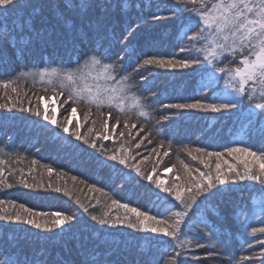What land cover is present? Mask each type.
<instances>
[{"label":"trees","instance_id":"trees-1","mask_svg":"<svg viewBox=\"0 0 264 264\" xmlns=\"http://www.w3.org/2000/svg\"><path fill=\"white\" fill-rule=\"evenodd\" d=\"M69 2L73 7H69ZM89 6L81 10V0H29L27 7H18L6 16H0V34L7 28L15 38L11 42L0 39V104L13 107L9 112L0 108V149H3L5 164H0L4 176L0 180L12 183V188L0 184V199L11 201V204L0 205V212L4 215L19 213L27 214L19 207L23 204L34 212H61L77 217L71 224H65L62 229L52 232L36 229L24 222L0 221V253L16 254L20 258H27L30 264H157L161 259H169L173 255L170 238L160 237L152 233H141L124 226L110 228L101 226L91 219V214L103 215L109 213L108 218L115 220L117 216L136 217L123 208L112 205V199L121 203H128L145 211L148 215H155L158 219L165 218L168 201L178 204L173 197L162 200L155 195L158 191L150 181L144 180L143 175L137 174L132 167H125L115 161L106 160L101 153L76 141L62 130L51 125L29 112H20V107H39L56 116L57 122L66 113L70 104H63L64 97L48 99L51 91L45 93L40 82L31 79H21L5 89L2 82L16 80L21 71L43 67L46 61H65L75 63L77 53L83 59L85 53H106L109 60L120 54L125 55V70L132 72L134 78H139L141 72L151 70L148 81L139 89L145 97V102L153 104V92L156 93L153 116L145 124V131H152V136L141 144L140 148L132 147L124 155L129 165H138L141 173H151L156 180L166 168H171L166 187L175 183L183 184L189 179L184 171L181 160L188 164L192 177H199L200 172L211 171L215 174L216 163L221 164V170L227 173L228 164H234L239 170L243 165L237 158L229 156L225 150L227 146L245 142L254 150L264 149V136L246 127L245 113H205L198 110H167L161 101L192 102L202 99L199 89L201 75L193 69H161L155 66L133 72L138 63L150 57L168 58L187 55L180 53L181 44L180 21L178 19L155 20L154 15L171 16L169 11L174 0H88ZM126 4L127 7H123ZM31 18V24L36 32L42 33V38L33 39L19 51V38L31 37L25 26L21 32L18 25H25ZM136 25H139L136 27ZM134 29V30H133ZM85 38L81 39L79 32ZM131 32V35L128 33ZM127 37V42L124 38ZM16 43V47L12 44ZM73 43L76 45L73 50ZM127 49V52L124 50ZM17 91L13 92L12 89ZM44 96L43 101H38ZM57 110V113L55 112ZM81 120V134L88 135L86 129L89 124L83 123V108L78 107ZM179 111V116L168 122H161L167 131L164 147L158 148L156 153L150 149L161 140L157 124L158 114H171ZM114 119V117H113ZM130 129L135 134L141 126ZM77 119L72 118L69 131H74ZM112 121H109V134L112 139L97 140L110 150L134 145L144 136L141 132L135 139L129 136V130L123 129V121L112 132ZM125 132L123 138L119 137ZM90 138H94L90 137ZM149 140L151 143H149ZM171 141L169 149L168 141ZM185 146L195 148L203 146L208 150L223 151V160L215 157L206 158L193 151L198 157L193 160L185 150ZM168 150L167 156L162 153ZM135 159H132V157ZM147 157V159H145ZM207 159L211 168H205L202 160ZM36 163L33 164L32 161ZM227 161L228 164L223 163ZM52 168L51 174L48 168ZM231 175V173H227ZM73 177L76 179L73 180ZM179 177V179H177ZM23 181V182H21ZM27 183L29 187H25ZM95 186L104 193L90 191ZM224 190H217L215 195L208 198L201 197L204 203L197 201L198 208L193 207L189 213L187 226L183 231L189 237H201L206 243L205 248L176 249L183 254L179 262L186 264H234L244 255L258 257L252 261H239V264H262L264 261V245L257 242V237L247 235L251 231H244L241 221L245 219L241 211L247 216V223L257 225L261 217L258 206V185L253 182H242L236 185L221 186ZM60 188L61 191H55ZM68 192L69 195L64 193ZM167 197V193L160 194ZM88 207V212L75 203ZM37 222L51 221L53 218L33 217ZM206 222L207 227L204 223ZM148 223H151L150 221ZM211 232V235H207ZM260 234H258L259 236ZM246 240L252 241L249 248ZM158 241H168L159 243ZM167 250V251H165ZM213 253V255H209ZM199 256V259H194Z\"/></svg>","mask_w":264,"mask_h":264},{"label":"snow or ice","instance_id":"snow-or-ice-1","mask_svg":"<svg viewBox=\"0 0 264 264\" xmlns=\"http://www.w3.org/2000/svg\"><path fill=\"white\" fill-rule=\"evenodd\" d=\"M29 0H0V16H6L18 7H27ZM69 7L73 5L69 2ZM89 6L88 0H81L79 5L83 11ZM123 7H127L126 4ZM171 16L164 17L154 15L155 20L161 19H178L180 21L181 44L179 46L180 53H187L177 57L173 55L168 58L150 57L145 58L138 63L133 72H140L141 69L148 66H155L161 69H193L201 75V87L199 89L202 99H196L192 102H160L162 107L167 110H198L205 113H225L232 114L245 113L247 120L246 127L255 133L264 136V0H174L173 7L169 9ZM25 26L29 32L34 33L31 37L21 36L19 38V51L23 52L24 47L29 45L33 39L42 38L41 32H36L31 24V18L26 21L25 25H18L21 32ZM139 25H136L138 27ZM134 30V29H133ZM81 39H84V33H78ZM131 35V32L128 33ZM0 39L11 42L15 38L7 28L0 34ZM127 42V37L124 38ZM16 47V43L12 44ZM76 45L73 43V50ZM127 52V49L124 50ZM125 55L120 54L116 58L109 60L106 53L91 52L85 53L83 59L77 53L75 63L65 61H46L44 66L34 68L33 70L21 71L16 80L2 82L3 88L7 89L10 84L21 79L27 81L31 79L33 83L40 82L45 85L44 92L51 91L52 95L48 97L51 101L58 97H64L63 104H70L66 113L61 117L58 123L56 116L49 114L47 111H41L39 107L35 109L29 107H20V112H29L37 118L62 130V133L68 134L76 141H82L92 149L98 150L106 160L115 161L125 167H132L137 174L143 175V179L150 181L155 185L159 192L155 193L159 199L168 200L173 197L178 204L168 201L165 209V218L158 219L155 215H148L145 211H140L136 207H130L128 203H121L116 199H112L111 203L117 208H123L126 212L132 213L136 219L125 216L120 219L119 216L115 220L109 219V213L103 215L91 214V219L97 221L101 226L117 228L124 226L128 229H134L141 233H152L160 237L170 238L172 244L173 255L169 259H161L157 264H178V258L183 254L176 249L184 248H205L207 245L201 237H189L183 229L187 226L189 213L192 212L194 206L199 207L197 201L204 203L201 197L208 198L215 195L216 191H223L221 186L228 184L236 185L242 182H253L258 185L257 192L258 206L260 207L259 216L261 217L259 224L250 225L247 223V216L241 211V215L245 219L241 221V227L244 231L251 228L247 235L257 237V242L264 245V149L254 150L252 146L245 142H239L226 147L227 154L237 158V154L242 159L238 162L243 165V170H239L236 165L228 164L225 160L223 163L228 164L227 173L221 170V164L216 163L215 174L211 171L205 173L200 172L199 177H192L191 169L183 160L184 171L188 174L183 184L174 182L169 187H164L162 182L152 179L151 173L156 171L153 167L149 173H141L138 165H129L124 155H118L117 152L126 153L131 151L132 147L140 148L144 140L152 136V131H145V124L152 119V109L155 107L156 93L153 92V104L145 102V97L138 91L143 87L144 82L148 81L151 70L141 72L139 78H134L132 72L125 70ZM13 92L17 89L13 88ZM38 101H43L44 96H39ZM83 108V123L89 124L86 129L88 135L82 136L80 128L82 126L78 107ZM13 107L8 104H0V108L7 109L11 112ZM179 116V111L168 114L167 112L158 114L157 124L161 127L158 130L161 135L159 144L150 149L156 153L158 148L164 147V141L167 139V131L161 122H168ZM77 119L74 131H69V125L72 118ZM114 117V119H113ZM112 121V132L115 133L117 127L121 126L123 121V129L129 130V136L135 139L141 132L144 136L140 141L129 147H124L121 143L119 149L106 148L103 144H98L97 140L107 141L112 139L109 134V121ZM141 121V126L136 133H131L130 129H136L137 123ZM124 131L119 133V137L123 138ZM94 138H90L93 137ZM149 143L151 141L149 140ZM169 149L171 141H168ZM185 150L192 156L193 160L198 159L192 155L193 151L200 153L206 158L215 157L217 160H223L224 152L216 150H208L200 146L194 149L185 146ZM3 149H0V154ZM168 150L162 155L167 156ZM132 159H135L133 156ZM147 159V157L145 158ZM6 160L0 155V164H5ZM36 163L35 160L32 161ZM205 168H211L207 159L202 160ZM49 174L53 169H47ZM165 170L170 171L171 168ZM4 176L3 170H0V177ZM76 178L73 177V180ZM179 179V177H177ZM23 182V181H21ZM7 188H12V183L0 180ZM25 187H29L27 183ZM90 191L104 193L101 188L92 186ZM55 191L60 192V188ZM160 192L167 193V197H161ZM66 196L68 192L64 193ZM11 204V201L0 199V205ZM80 208L88 212V207L81 204L77 199L75 201ZM26 216L19 213L4 215L0 212V221H16L24 222L36 229H43L52 232L54 229H62L65 224H71L77 219L75 214L68 215L61 212H34L32 209L20 204ZM51 216V221L43 220L37 222L33 217ZM151 223H148V222ZM205 224L206 222L201 221ZM258 234H260L258 236ZM207 235H211L209 232ZM159 243H168V241H158ZM245 243L249 248L252 247V241L246 240ZM167 251V250H165ZM213 255V253H209ZM261 255H264L262 253ZM199 259V256H194ZM255 255H244L239 261H252L257 259ZM234 260V264H239ZM0 264H30L27 258H20L16 254L0 253ZM40 264V262H38ZM186 264V262H179ZM264 264V261H262Z\"/></svg>","mask_w":264,"mask_h":264},{"label":"rangeland","instance_id":"rangeland-1","mask_svg":"<svg viewBox=\"0 0 264 264\" xmlns=\"http://www.w3.org/2000/svg\"><path fill=\"white\" fill-rule=\"evenodd\" d=\"M51 103L53 104V100L51 101ZM55 112L57 113V110H55ZM169 176H170V171L165 170V171H163V174L160 175L156 179V181L162 182L163 183V186L166 187V184H167V181H168ZM156 190L159 192V189H156ZM160 194H163V192H160Z\"/></svg>","mask_w":264,"mask_h":264}]
</instances>
